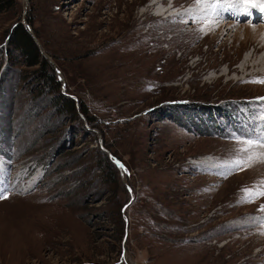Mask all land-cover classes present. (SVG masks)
Masks as SVG:
<instances>
[{
	"label": "rangeland",
	"instance_id": "374dc122",
	"mask_svg": "<svg viewBox=\"0 0 264 264\" xmlns=\"http://www.w3.org/2000/svg\"><path fill=\"white\" fill-rule=\"evenodd\" d=\"M17 1L0 13V264H264V146L246 139L264 136V12ZM17 22L78 117L11 49ZM100 141L122 161L109 183Z\"/></svg>",
	"mask_w": 264,
	"mask_h": 264
},
{
	"label": "trees",
	"instance_id": "16d2710c",
	"mask_svg": "<svg viewBox=\"0 0 264 264\" xmlns=\"http://www.w3.org/2000/svg\"><path fill=\"white\" fill-rule=\"evenodd\" d=\"M15 5H18L17 0H0V13L9 11L10 8ZM29 22L30 20H28V23ZM8 38L12 41L11 49L20 56L22 62L25 65L34 67L29 76L40 84V93H50V98L52 100L51 103L54 105L55 110L62 115L78 117L75 101L70 95L61 91L60 79L55 74L47 57L40 52L36 41L28 31L27 27H25L24 24L17 22V24L11 28ZM79 108L81 112H86L82 105H79ZM102 150L107 156L102 157L101 161L104 162V165L100 167V170H103L104 179L109 183L114 180L113 168L114 166L117 168V166L114 161L111 160L108 153L103 148ZM112 155L119 160L120 163L122 162L115 153L112 152ZM122 222L123 220L121 219V223Z\"/></svg>",
	"mask_w": 264,
	"mask_h": 264
},
{
	"label": "snow or ice",
	"instance_id": "6c2138e0",
	"mask_svg": "<svg viewBox=\"0 0 264 264\" xmlns=\"http://www.w3.org/2000/svg\"><path fill=\"white\" fill-rule=\"evenodd\" d=\"M243 4L245 5L243 11L245 13H248L249 9L252 8V9H255V8H259V11L261 12H264V3L260 4V5H257L255 3V0H242ZM233 5L228 3L227 0H218L217 3H210L208 5V7L213 11L214 15L216 18H222V14H223V11L227 8V7H232ZM257 82H260V83H264V81H257ZM247 143H248V146L249 147H252V144H253V139H256V140H259L260 141V144L261 146H264V136H256V137H247ZM245 201L244 202H250L248 199H247V196L249 194V190L245 189ZM260 195H264V192L262 193H259ZM6 198V197H5ZM261 210H264V205L261 206Z\"/></svg>",
	"mask_w": 264,
	"mask_h": 264
},
{
	"label": "water",
	"instance_id": "95a60500",
	"mask_svg": "<svg viewBox=\"0 0 264 264\" xmlns=\"http://www.w3.org/2000/svg\"><path fill=\"white\" fill-rule=\"evenodd\" d=\"M24 26H26V24L24 23ZM29 31V30H28ZM30 32V31H29ZM31 35H32V37L34 38V36H33V34L31 33ZM34 40L36 41V39L34 38ZM43 55L46 57V55L43 53ZM72 98H74L72 95H70ZM100 144H101V141H100ZM102 145V144H101ZM102 148L105 150V151H107V153H108V155L111 157V159L114 161V163L117 165V167L119 168V170H120V173H121V167H120V165H119V161L118 160H116L113 156H112V154H111V152L110 151H108L103 145H102ZM128 204V202L124 205V209L126 208V205ZM126 220V219H125Z\"/></svg>",
	"mask_w": 264,
	"mask_h": 264
},
{
	"label": "bare ground",
	"instance_id": "6f19581e",
	"mask_svg": "<svg viewBox=\"0 0 264 264\" xmlns=\"http://www.w3.org/2000/svg\"><path fill=\"white\" fill-rule=\"evenodd\" d=\"M0 167L2 168V165L0 164Z\"/></svg>",
	"mask_w": 264,
	"mask_h": 264
}]
</instances>
